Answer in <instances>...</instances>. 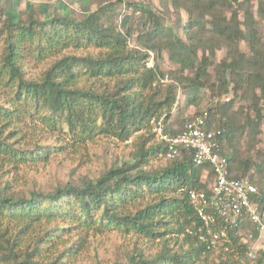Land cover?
Here are the masks:
<instances>
[{"label": "trees", "instance_id": "trees-1", "mask_svg": "<svg viewBox=\"0 0 264 264\" xmlns=\"http://www.w3.org/2000/svg\"><path fill=\"white\" fill-rule=\"evenodd\" d=\"M187 1L201 15L198 20L191 18L192 11L186 6L190 21L183 30L189 45L155 20L152 28L142 36L143 51L131 49L128 41L133 32L127 30V19L123 23L126 33L107 26L104 22L106 5L93 12L87 10V16L81 21L64 13L46 15L42 21L31 15L27 20L9 18L1 27L4 40L0 51V91L5 95L4 89H10L16 95L13 101L7 102L0 96V264H60L63 258L76 257L84 249L87 235L107 229L163 238L162 248L153 258L136 255L126 263L117 264H206L215 253L219 257L226 256L221 264H232L229 254L233 247L239 248L237 239H233L230 250L225 251L209 248L196 235L187 232L188 229L195 232L200 224L193 204L180 189L208 190V184L202 182L201 177L206 170L212 178V168L196 166L191 154L172 160L164 168L156 167V163L165 157L166 147L155 140L151 121L161 116L165 108H171L174 96L169 95L162 101L163 96L159 97L152 88L149 95L147 90L152 87L157 71L148 70L146 60L149 51L160 53L162 49H168L173 62L183 69L195 71L194 78L190 79L193 92L189 100L194 104L197 91L205 85L203 79L207 76L209 59L204 57L196 68L192 56H196L197 49L209 51L211 57H215L219 40L230 48L246 41L253 53L250 68L244 71L240 61L235 60L223 64V68L230 69L231 78L238 85L236 91L246 83L253 89L260 87L263 94L264 70L256 68L258 64L264 68V50L251 22H246L247 30L243 32L234 21L235 13L232 22L225 26L227 20L222 11L226 0H172V4L179 7ZM129 6L150 17L148 6L141 3ZM205 15L212 17L208 28L201 25ZM231 24L236 31L230 30ZM27 56L37 61L52 59L53 62L39 79H25L21 65ZM16 102L23 104L16 105ZM28 105L38 115L44 113L40 115L43 124L72 139L87 140L97 133H104L126 142L136 132L147 136L129 166L112 167L101 177L83 181L80 185L68 182L48 193L30 191L25 196L16 190L13 176H8L7 162H44L52 153L50 149L36 154L35 149L15 148L23 129L19 123H22V114ZM228 105L232 108L231 103ZM222 108L226 109L225 106ZM225 113L233 125L234 117ZM248 123L250 125L251 121ZM232 130L230 127L228 135ZM228 158L234 177H239L240 172L241 176H248L249 161H239L235 151ZM260 175L261 184L254 176L249 178L258 188L264 189V169H260ZM147 193L157 194L159 198L144 202ZM133 205L139 207L128 209ZM61 224L81 229L80 240L63 248L66 245L64 234L73 229H62ZM172 235L173 239H165ZM169 241H174L176 250ZM54 254L57 255L55 259ZM242 254H247L245 249ZM261 255L255 264H264V253Z\"/></svg>", "mask_w": 264, "mask_h": 264}, {"label": "rangeland", "instance_id": "rangeland-1", "mask_svg": "<svg viewBox=\"0 0 264 264\" xmlns=\"http://www.w3.org/2000/svg\"><path fill=\"white\" fill-rule=\"evenodd\" d=\"M225 2L226 5L222 11L223 17L227 20L225 26L232 22L235 13L234 21L240 25L243 32L247 30L246 22H251L261 49L264 50V0H226ZM131 3L148 6L151 10L150 17L138 9L130 7ZM191 4L187 1L181 3L179 7H175L172 0H90L86 3H82L80 0H0V30L2 31L1 27L6 23V20L13 17L16 20L20 18L27 20L29 16L33 15L42 21L46 15L59 16L64 13L81 21L87 16V10L93 12L106 5L108 9L104 22L107 26L115 27L118 31L126 33L123 23L127 19V30L133 32L128 41L131 49L143 51L144 48L141 44L144 39L142 36L152 28L155 20H158L162 27L171 30L174 37L189 45L190 42L183 30L185 24L190 21L186 6L192 11L191 18L201 19L200 13L195 8L193 9ZM211 20V16L205 15L201 20V25L208 28ZM232 25L230 30L234 32L237 29ZM1 31L0 51L4 40ZM164 41L165 39L160 42ZM216 46H219V49L216 50L215 57H211L209 51L202 49H197L196 56H192L196 68H199L204 57L209 58L206 63L207 76L203 79L205 85L197 91L194 104L189 103V100L193 92L190 79L194 78L195 71L183 69L179 64L173 62L168 49H162L160 53L153 50L148 53L147 68L148 70L155 69L157 76L147 92L150 95L151 88L154 89L159 93V97L163 96L160 99L162 101L169 95L174 96L171 108H165L163 114L157 118L164 120L167 131L172 134L181 130L187 119L199 112L209 110L215 127L223 126L226 130L224 149L228 156L235 151L239 161L241 160L242 163L249 161L251 169L248 177L254 176V180L261 184L260 169H264V94L260 87L253 89L246 83L236 91L235 88L238 85L232 80L230 69L223 68V64L235 60L240 61L239 65L245 71L246 68H250V62L253 63L251 61L253 53L244 40L237 45H231V48L225 45L223 40H219ZM260 59L258 57V60ZM52 62V59L37 61V59L27 56L21 65L24 78L39 79ZM260 68L264 70L258 64L256 69ZM99 90L102 88L99 87ZM4 92H6L5 95L0 91V96L4 99L3 102L15 99V91L4 89ZM230 103L232 108L228 105ZM17 104L23 103L16 102ZM222 106H225L226 109H223ZM225 112L234 117V126L225 116ZM258 112L260 115H257ZM40 115L43 116L44 113L41 112ZM40 115L32 109L31 105L26 107V111L22 114V123H19L23 129L18 136L15 148L25 151L35 149L36 154L50 149L52 150L50 158L38 163L9 161L6 167V169L9 168L8 176L14 178L13 183L16 190L25 196H28L30 191L48 193L68 182L80 185L83 181L101 177L112 167L123 164L129 166V161L137 155L143 138L147 136L136 132L126 142H121L104 133H97L87 140L72 139L61 135L59 131L51 129L47 124H43ZM248 121H251L250 125ZM230 127H233V130L228 135ZM171 162L172 160L163 156L156 163V167L164 168ZM260 165L261 167H259ZM14 166L17 167L13 170ZM11 170L13 171L10 172ZM241 174L240 172L237 175L241 176ZM206 176L207 171L204 170L201 180L209 185L210 180L206 179ZM259 188L263 194L262 213L264 217V189ZM158 198L157 194L147 193L143 201L152 202ZM138 207L139 205H133L128 209L136 210ZM72 226L60 225L62 229L74 230L64 234L63 240L66 245L63 248L80 240L81 229H74ZM168 227L173 228L171 224ZM168 238L173 239L174 237L172 235L165 239ZM235 239H237L239 248L233 247L230 251L229 255L233 259L232 264H248L249 261L251 264H255L262 256L261 253H264V234L258 233L254 226L244 227ZM162 240L163 238L155 239L134 233L125 234L117 229H107L102 233L87 235L84 249L76 257L63 258L60 264L126 263L136 255L153 258L160 252ZM169 243L176 250L177 246L174 241H169ZM242 249H245L247 254L243 255ZM177 250H179V246ZM215 254L207 259L206 264H221L222 260L225 261L226 256L219 257L217 253ZM53 257L55 259L57 255L54 254Z\"/></svg>", "mask_w": 264, "mask_h": 264}, {"label": "built area", "instance_id": "built-area-1", "mask_svg": "<svg viewBox=\"0 0 264 264\" xmlns=\"http://www.w3.org/2000/svg\"><path fill=\"white\" fill-rule=\"evenodd\" d=\"M212 121L209 111L204 110L187 119L176 134L167 132L163 119L154 118L151 125L155 140L166 147L167 159L191 154L196 166L212 168V178L208 171L206 176L211 180L208 190L180 189L193 204L200 224L195 232H187L209 248L229 251L231 241L248 225L264 234L263 194L248 176H233L224 149L226 130L215 127Z\"/></svg>", "mask_w": 264, "mask_h": 264}]
</instances>
